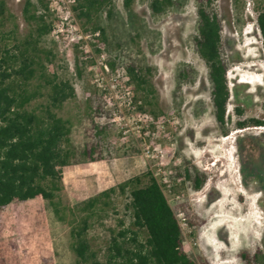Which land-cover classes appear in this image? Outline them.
Returning a JSON list of instances; mask_svg holds the SVG:
<instances>
[{"label": "rangeland", "instance_id": "obj_1", "mask_svg": "<svg viewBox=\"0 0 264 264\" xmlns=\"http://www.w3.org/2000/svg\"><path fill=\"white\" fill-rule=\"evenodd\" d=\"M47 1L52 30L40 45L52 54L44 66L75 90V97L57 110L70 122V159H86L83 150L91 144L98 145L93 155L104 157L62 168L70 204L149 170L161 182L175 215L182 212L186 218L191 232L183 234V248L199 264H244V252L264 254V126L236 125L243 119H264V51L257 23L264 0H239L238 6L233 0L215 2L229 63L227 133L215 119L207 67L194 48L197 0H180L179 7L162 15L152 14L147 0H136L132 10L123 0H113L111 14L103 9L98 15L106 40L97 39L91 24L72 10L76 0ZM6 2L14 17L5 27L16 23L22 38L29 30L25 0ZM129 63L151 68L152 105L143 102L142 91L133 90L125 68ZM184 63L195 68L196 79L183 84L175 99L176 73ZM44 102L45 97H38L31 107L39 109ZM99 105L108 114H97ZM137 159L146 163L142 172L130 166ZM184 159L207 174L201 189L175 174ZM89 174L95 177L94 190L88 180L78 185L72 178ZM128 196L117 191L109 209L89 218L86 238L100 260L112 230L121 227L119 220L124 226L132 220L125 207ZM72 219L67 212L66 220H59L41 198L10 203L0 211V264H80L72 249Z\"/></svg>", "mask_w": 264, "mask_h": 264}, {"label": "trees", "instance_id": "obj_2", "mask_svg": "<svg viewBox=\"0 0 264 264\" xmlns=\"http://www.w3.org/2000/svg\"><path fill=\"white\" fill-rule=\"evenodd\" d=\"M135 1L123 0V6L132 10ZM233 1L238 6L239 0ZM37 2L40 6L25 0L23 16L29 30L19 38L16 23L11 29H6L14 15L6 0H0V211L14 201L41 198L49 202L59 220H66L69 212L73 215L70 221L74 238L72 249L80 264H199L184 250L183 235L175 212L162 185L149 170L106 188L77 205L70 204L64 193L62 168L104 157L93 155L98 145L91 144L83 150L86 159H70V122L57 110L66 100L75 97V90L67 80L46 72L44 59H49L52 53L40 43L51 32L52 21L46 16L48 1ZM147 2L154 15H162L181 5L180 0ZM215 2L197 0V33L193 40L197 54L207 67L215 119L222 132L227 133L226 110L231 96L227 78L229 63L224 50L222 18ZM103 9L111 14L113 0H76L72 6L79 18L91 24L96 38L106 40L105 28L98 20ZM257 23L264 51V6L258 11ZM108 63L115 68L114 61ZM125 68L129 81L134 85L133 90L142 91L143 102L152 105L156 97L147 79L151 68L138 67L134 63L127 64ZM36 79V87H31ZM195 79L196 70L192 65H180L176 73L175 99L183 84ZM38 97H45V102L39 109L31 107ZM151 112L156 117V112ZM235 112L242 114L238 107H235ZM96 113L108 114L101 105ZM91 122L96 126L93 117ZM236 125L239 128L264 126V119H243L237 121ZM175 174L189 181L194 190L201 189L207 179L205 172L186 159L181 166L175 167ZM72 178L78 185H82L79 183L81 180H88L91 186L88 189L94 190L93 174ZM117 191L120 194L128 193L125 207L131 212L132 220L129 226H124V222L119 220L121 227L117 231L112 230L106 255L100 260L86 238L89 218L98 210L109 209L113 205L112 196ZM83 211L86 212L84 215L78 214ZM242 257L244 264H264V254L259 250L253 254L244 252Z\"/></svg>", "mask_w": 264, "mask_h": 264}, {"label": "built area", "instance_id": "obj_3", "mask_svg": "<svg viewBox=\"0 0 264 264\" xmlns=\"http://www.w3.org/2000/svg\"><path fill=\"white\" fill-rule=\"evenodd\" d=\"M154 176L156 177V175L154 174ZM157 181L161 184V182L159 181V179L156 177ZM163 189V187H162ZM164 191V189H163ZM165 193V192H164ZM166 195V194H165ZM167 197V196H166ZM168 199V198H167ZM169 202V200H168ZM170 203V202H169ZM176 219L178 221V224L180 226V229L182 231V235L185 234V231L188 230V232L190 233L191 230L188 229V225H187V221H186V218L184 217L183 213H179L177 216H176Z\"/></svg>", "mask_w": 264, "mask_h": 264}, {"label": "crops", "instance_id": "obj_4", "mask_svg": "<svg viewBox=\"0 0 264 264\" xmlns=\"http://www.w3.org/2000/svg\"><path fill=\"white\" fill-rule=\"evenodd\" d=\"M134 162H136L137 165L135 163L134 164H131L130 166L132 167V169L139 167V169H140L141 172L145 169V166H146L145 161H140V160L137 159Z\"/></svg>", "mask_w": 264, "mask_h": 264}, {"label": "bare ground", "instance_id": "obj_5", "mask_svg": "<svg viewBox=\"0 0 264 264\" xmlns=\"http://www.w3.org/2000/svg\"><path fill=\"white\" fill-rule=\"evenodd\" d=\"M245 80V79H244ZM247 82H249V81H247Z\"/></svg>", "mask_w": 264, "mask_h": 264}]
</instances>
